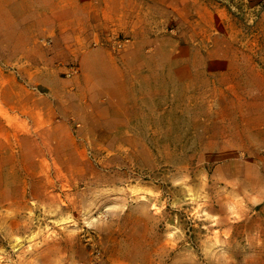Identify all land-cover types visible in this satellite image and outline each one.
I'll return each mask as SVG.
<instances>
[{
	"label": "rangeland",
	"instance_id": "374dc122",
	"mask_svg": "<svg viewBox=\"0 0 264 264\" xmlns=\"http://www.w3.org/2000/svg\"><path fill=\"white\" fill-rule=\"evenodd\" d=\"M10 1L0 264H264V0Z\"/></svg>",
	"mask_w": 264,
	"mask_h": 264
},
{
	"label": "crops",
	"instance_id": "0c3cea01",
	"mask_svg": "<svg viewBox=\"0 0 264 264\" xmlns=\"http://www.w3.org/2000/svg\"><path fill=\"white\" fill-rule=\"evenodd\" d=\"M12 1V0H11ZM10 1V3H11ZM17 4L20 3V0H14ZM109 2H111V0H108L104 6L102 7V10H101V16H102V19L103 21L104 20H109V19H112L114 20L115 18H118L119 17V13L122 14V16L124 15L125 11H127V13L130 14V12L132 11V14L134 15L135 13V10H136V7H135V3L136 1L135 0H118V2L121 4H118L116 6V9L113 10V5H110L108 4ZM127 2V5L125 6L124 3ZM101 4H102V1H101ZM131 6V7H130ZM116 13L117 15L114 16L113 13ZM102 27V26H100ZM87 30H90V31H87ZM95 26L94 25H90L88 28H86V36H88V38H92L90 39L91 41H94V39L96 40V36L97 37H100L102 35V30H101V33H96L95 31ZM95 42V41H94ZM7 48H13L11 47V45H7ZM257 140V143H262L264 145V138L263 139H256ZM263 166H264V162H263ZM259 179H263L264 180V176L261 174L259 176Z\"/></svg>",
	"mask_w": 264,
	"mask_h": 264
},
{
	"label": "built area",
	"instance_id": "2783aa9c",
	"mask_svg": "<svg viewBox=\"0 0 264 264\" xmlns=\"http://www.w3.org/2000/svg\"><path fill=\"white\" fill-rule=\"evenodd\" d=\"M119 44H120V43H119ZM119 44H118V45H119Z\"/></svg>",
	"mask_w": 264,
	"mask_h": 264
}]
</instances>
